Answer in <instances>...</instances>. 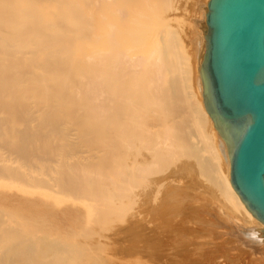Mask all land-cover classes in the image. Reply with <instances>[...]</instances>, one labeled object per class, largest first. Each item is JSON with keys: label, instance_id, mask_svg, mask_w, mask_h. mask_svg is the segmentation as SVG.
Returning a JSON list of instances; mask_svg holds the SVG:
<instances>
[{"label": "bare ground", "instance_id": "obj_1", "mask_svg": "<svg viewBox=\"0 0 264 264\" xmlns=\"http://www.w3.org/2000/svg\"><path fill=\"white\" fill-rule=\"evenodd\" d=\"M209 1L0 0V264H110L97 227L132 201L160 219L189 213L201 189L264 251L204 108ZM181 174L193 183L167 188ZM157 229L153 264H179ZM223 262L238 260L201 251Z\"/></svg>", "mask_w": 264, "mask_h": 264}, {"label": "water", "instance_id": "obj_2", "mask_svg": "<svg viewBox=\"0 0 264 264\" xmlns=\"http://www.w3.org/2000/svg\"><path fill=\"white\" fill-rule=\"evenodd\" d=\"M204 30V108L227 144L233 188L264 225V0H210Z\"/></svg>", "mask_w": 264, "mask_h": 264}, {"label": "rangeland", "instance_id": "obj_3", "mask_svg": "<svg viewBox=\"0 0 264 264\" xmlns=\"http://www.w3.org/2000/svg\"><path fill=\"white\" fill-rule=\"evenodd\" d=\"M192 3L193 1L188 4ZM175 180L177 182H174ZM175 180H170L167 188H181L193 183L186 174H181ZM188 199L191 201L189 204L191 212H175L167 219L157 217L155 209H148L141 214L135 213L137 207L132 201L125 212V215L129 214L128 217L125 215L123 219L115 217L114 221L103 227L104 229L96 228L93 237L96 251H105L106 260L110 264H153L156 244L152 239V233L158 230L157 226L161 222L164 229L162 231L164 235L169 236L171 242L161 240L160 251L165 254L172 251L176 256L182 252L181 257L176 258L179 264L182 262L195 264L196 258L201 264V251H215L218 255L231 254L238 260L237 264H264V251L257 253L243 245L215 195L201 189L190 192Z\"/></svg>", "mask_w": 264, "mask_h": 264}]
</instances>
